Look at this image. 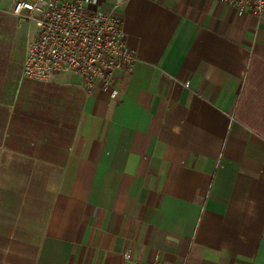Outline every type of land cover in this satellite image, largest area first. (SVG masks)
Segmentation results:
<instances>
[{"label":"crops","instance_id":"0c3cea01","mask_svg":"<svg viewBox=\"0 0 264 264\" xmlns=\"http://www.w3.org/2000/svg\"><path fill=\"white\" fill-rule=\"evenodd\" d=\"M97 1L138 62L87 90L23 75L0 0V264H264V17Z\"/></svg>","mask_w":264,"mask_h":264},{"label":"built area","instance_id":"2783aa9c","mask_svg":"<svg viewBox=\"0 0 264 264\" xmlns=\"http://www.w3.org/2000/svg\"><path fill=\"white\" fill-rule=\"evenodd\" d=\"M218 1L264 17V0ZM97 6V0H12L9 13L18 25L32 23L36 28L27 43L23 75L50 83L59 74L73 73L91 90L98 83L110 85L117 71L132 74L138 58L127 44L121 17ZM125 259L133 264H166L159 259L134 261L131 250L125 252Z\"/></svg>","mask_w":264,"mask_h":264}]
</instances>
